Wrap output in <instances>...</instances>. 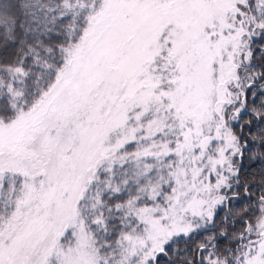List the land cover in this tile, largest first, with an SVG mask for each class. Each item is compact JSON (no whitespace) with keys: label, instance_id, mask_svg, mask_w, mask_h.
Listing matches in <instances>:
<instances>
[{"label":"snow or ice","instance_id":"1","mask_svg":"<svg viewBox=\"0 0 264 264\" xmlns=\"http://www.w3.org/2000/svg\"><path fill=\"white\" fill-rule=\"evenodd\" d=\"M0 264H264V0H0Z\"/></svg>","mask_w":264,"mask_h":264},{"label":"trees","instance_id":"2","mask_svg":"<svg viewBox=\"0 0 264 264\" xmlns=\"http://www.w3.org/2000/svg\"><path fill=\"white\" fill-rule=\"evenodd\" d=\"M253 167H254V168H257V170H258V165H254Z\"/></svg>","mask_w":264,"mask_h":264}]
</instances>
